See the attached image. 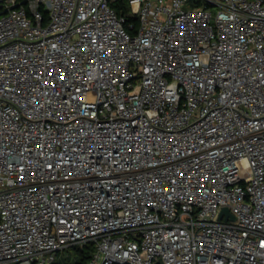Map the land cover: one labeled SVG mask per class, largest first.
I'll return each mask as SVG.
<instances>
[{"label":"built area","instance_id":"obj_1","mask_svg":"<svg viewBox=\"0 0 264 264\" xmlns=\"http://www.w3.org/2000/svg\"><path fill=\"white\" fill-rule=\"evenodd\" d=\"M116 1L0 0V264H264V0Z\"/></svg>","mask_w":264,"mask_h":264},{"label":"trees","instance_id":"obj_2","mask_svg":"<svg viewBox=\"0 0 264 264\" xmlns=\"http://www.w3.org/2000/svg\"><path fill=\"white\" fill-rule=\"evenodd\" d=\"M19 1L23 2L24 0H19ZM113 5L117 8V11L120 14H125V15L127 14V22H133L135 25H137V22H138L137 18L135 16H133V15H130L128 13L129 7L127 6V3H126L125 0H118V1L114 2ZM76 253H77V258H76L75 261H70V260L67 259L66 262H62L60 260H57V261L53 262L52 264H83L90 257V254H89L90 251H88V252H80V251L76 250Z\"/></svg>","mask_w":264,"mask_h":264},{"label":"rangeland","instance_id":"obj_3","mask_svg":"<svg viewBox=\"0 0 264 264\" xmlns=\"http://www.w3.org/2000/svg\"><path fill=\"white\" fill-rule=\"evenodd\" d=\"M77 258V253L74 249H67L64 253L60 254L59 260L66 262L67 259L70 261H75Z\"/></svg>","mask_w":264,"mask_h":264},{"label":"water","instance_id":"obj_4","mask_svg":"<svg viewBox=\"0 0 264 264\" xmlns=\"http://www.w3.org/2000/svg\"><path fill=\"white\" fill-rule=\"evenodd\" d=\"M224 213H226V214H230V213H229V209H228L227 207H225V208L223 209L222 214H224ZM231 217H232L233 220H235V217H234L233 215H231Z\"/></svg>","mask_w":264,"mask_h":264}]
</instances>
